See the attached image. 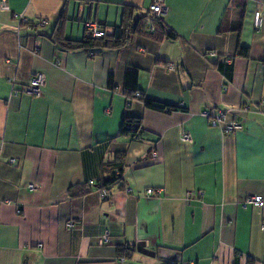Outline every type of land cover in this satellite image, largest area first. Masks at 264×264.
I'll use <instances>...</instances> for the list:
<instances>
[{"label": "crops", "instance_id": "0c3cea01", "mask_svg": "<svg viewBox=\"0 0 264 264\" xmlns=\"http://www.w3.org/2000/svg\"><path fill=\"white\" fill-rule=\"evenodd\" d=\"M151 2L0 0V264H264V206H243L264 200V0H165L176 41L134 36L94 58L50 40L60 17L62 36L80 41L85 23L110 30L124 6L146 13ZM220 58H233L229 76ZM128 68L144 98L177 109L129 100ZM35 74L40 97L12 95ZM219 110L237 112L243 129L225 135L201 116ZM125 117L139 120L136 139L120 135ZM117 154L122 183L102 199L101 165ZM77 186L86 194L73 198Z\"/></svg>", "mask_w": 264, "mask_h": 264}, {"label": "trees", "instance_id": "16d2710c", "mask_svg": "<svg viewBox=\"0 0 264 264\" xmlns=\"http://www.w3.org/2000/svg\"><path fill=\"white\" fill-rule=\"evenodd\" d=\"M241 1L242 0H240V2ZM63 24V18L60 17L55 32L50 37V40L55 47L60 52H84L91 58H94L105 51H119L127 47L134 36H143L155 42L177 40V35L165 24V18H156L149 12V10L146 13H141L137 9L128 6L123 7L121 23L119 26L107 30V28L102 25L104 35L100 38H92L87 33L80 41L67 40L62 36ZM29 26L32 27L33 25L29 24ZM237 26V29L240 30L241 22ZM220 31L222 30H219V32ZM235 57L248 58V49L239 47ZM217 66L219 71L225 74V76H229V72L227 71L229 68L228 65L219 63ZM137 80V69L128 68L124 74V92L129 100L137 99L141 101L146 108L153 111L171 112L177 109L144 98L137 89ZM109 88L113 89L111 78H109ZM136 94H138V98L135 97ZM127 106H129V104H127ZM140 133L141 129L139 120L125 117L120 129V135L131 136L133 139H136ZM123 157L122 154H117L113 162L101 165V173L104 177L101 179V183L97 186L100 193L102 191L107 192L112 187L122 183V177L124 174ZM120 188H122V186ZM68 193L74 198L85 195L86 191L84 187L77 186L69 188ZM125 250L126 248L124 246L117 247V251L120 254Z\"/></svg>", "mask_w": 264, "mask_h": 264}, {"label": "built area", "instance_id": "2783aa9c", "mask_svg": "<svg viewBox=\"0 0 264 264\" xmlns=\"http://www.w3.org/2000/svg\"><path fill=\"white\" fill-rule=\"evenodd\" d=\"M3 9H7L5 6V0H1ZM149 12L155 16L156 18H165L167 15V7L165 4V0H152L151 5L149 7ZM260 14L256 13L254 16V26L255 28L259 27L260 23ZM47 25V22L45 20L38 21L35 25L32 26V28H43ZM30 27V26H29ZM86 32L92 37V38H100L104 35V29L103 26L96 22H90L84 24ZM207 56L210 59L216 58V55L213 52H208ZM221 61L219 63L223 65H230L232 63V58H220ZM56 65H59V61L55 62ZM9 83L11 85H14L13 80H9ZM45 80L44 77L41 74H35L33 75L29 81L23 85L20 90H16L12 88V95L18 96L19 94H22L24 96L30 97V98H38L41 96L42 89L44 87ZM135 97L138 98V94L135 95ZM262 104L264 105V99L262 100ZM248 108H241V112L248 111ZM201 116L208 120L209 126L212 128L219 129L223 134H232L235 132H238L243 129V125L241 124V121L239 119V116L237 112H233L230 116L228 115V112L226 111H205L201 114ZM181 141L186 143L191 141V137L189 134H183L181 136ZM156 157V154H153V158ZM10 163H14V160H10ZM29 189L34 190L35 188L33 186H29ZM146 196H152L154 194V190L148 189L145 192ZM101 198L104 199L107 196L106 191H102L100 193ZM243 206H252L256 208H262L264 206V200L262 197H252L248 198L243 202ZM66 227L69 230H72L74 228L73 223H68ZM261 230L264 231V224L261 225ZM109 240V234L106 232L103 234L99 240L98 245L103 246L104 244L108 243Z\"/></svg>", "mask_w": 264, "mask_h": 264}, {"label": "water", "instance_id": "95a60500", "mask_svg": "<svg viewBox=\"0 0 264 264\" xmlns=\"http://www.w3.org/2000/svg\"><path fill=\"white\" fill-rule=\"evenodd\" d=\"M147 248H148V244L140 242L136 245V252L142 254L143 256L153 258L154 253L149 251Z\"/></svg>", "mask_w": 264, "mask_h": 264}, {"label": "rangeland", "instance_id": "374dc122", "mask_svg": "<svg viewBox=\"0 0 264 264\" xmlns=\"http://www.w3.org/2000/svg\"><path fill=\"white\" fill-rule=\"evenodd\" d=\"M45 85V84H44ZM44 88V87H43Z\"/></svg>", "mask_w": 264, "mask_h": 264}]
</instances>
